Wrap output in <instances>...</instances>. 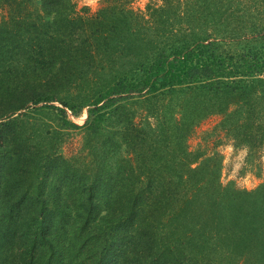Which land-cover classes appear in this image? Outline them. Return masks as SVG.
Instances as JSON below:
<instances>
[{"label": "trees", "instance_id": "trees-1", "mask_svg": "<svg viewBox=\"0 0 264 264\" xmlns=\"http://www.w3.org/2000/svg\"><path fill=\"white\" fill-rule=\"evenodd\" d=\"M152 1L163 3L157 17L170 18L173 0ZM120 8L87 17L72 0H0V264H264V191L225 190L215 160L189 153L180 162L187 172L168 175L172 163L159 154L166 132L128 114L132 101L179 93L264 105V46H221L264 42V26L243 36L191 30L178 7L171 19L188 24L170 23L165 40L144 46L122 30L133 19ZM123 54L128 61L93 99H60ZM58 101L63 108L50 105ZM41 104L65 128H79L68 111L88 108L85 165L31 143L20 112ZM241 142L253 147L250 133Z\"/></svg>", "mask_w": 264, "mask_h": 264}, {"label": "rangeland", "instance_id": "rangeland-1", "mask_svg": "<svg viewBox=\"0 0 264 264\" xmlns=\"http://www.w3.org/2000/svg\"><path fill=\"white\" fill-rule=\"evenodd\" d=\"M72 1L76 4L78 13L84 12L87 17L96 15L105 7L119 5V10L121 6L125 7L130 13L129 18L133 19V29L122 30L137 35L136 39L144 46L151 42L159 45L161 40L166 39L165 35L169 34L173 24L175 26L172 31H178L181 26L188 24L189 20L192 22L189 26L193 28L191 30L228 34L236 32L242 36L264 26V0H173L170 18L168 11L157 17L154 8L163 3L152 0ZM178 7L188 11L187 15L192 18L171 19ZM6 15V10H0V22ZM153 22L158 25L155 26L158 34L151 30L153 28L150 25H153ZM221 46L223 51L236 53L252 47H262L264 42L239 38L235 41L226 40ZM113 59L114 63H106L105 70L96 69L84 79L79 78L78 84L61 92L60 99L79 103L93 99L102 92L106 83L112 80L123 64H126L128 56L123 54ZM100 60L98 57L96 64L101 66ZM199 98L194 101L193 96L190 97L188 93H179L172 98L161 96L156 102L139 99L129 103L128 114L137 125L143 126L149 121L157 131L163 129L166 132L169 138L164 140L159 154L172 163L171 171L167 169L168 173H171L168 175L177 177L187 172V169L180 166V162L184 153H189L192 154V160L200 163L204 159L215 160L219 168V183L225 190L234 189L250 193L264 191V105L254 103L239 107L228 106L227 99L213 97L212 94L205 100ZM43 105H39L38 110L32 106L20 112L22 119L29 123L30 133H34L31 135V143L46 141L47 147H51L53 153L76 161L79 166L85 165L90 158L89 150L85 147L84 129L88 108L79 116L73 115L74 118H70L79 128H65L58 111L41 108ZM50 105L63 108L59 101ZM239 122L241 124L237 128ZM248 133L253 140L252 148L241 142ZM198 165L195 163L192 168Z\"/></svg>", "mask_w": 264, "mask_h": 264}, {"label": "built area", "instance_id": "built-area-1", "mask_svg": "<svg viewBox=\"0 0 264 264\" xmlns=\"http://www.w3.org/2000/svg\"><path fill=\"white\" fill-rule=\"evenodd\" d=\"M68 114H69V117H70V118H72V119L74 118V117H73V114H72L71 111H68Z\"/></svg>", "mask_w": 264, "mask_h": 264}]
</instances>
